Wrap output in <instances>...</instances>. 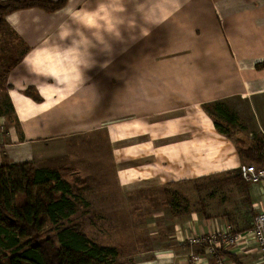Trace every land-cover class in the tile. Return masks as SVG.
I'll return each mask as SVG.
<instances>
[{
  "label": "crops",
  "instance_id": "obj_1",
  "mask_svg": "<svg viewBox=\"0 0 264 264\" xmlns=\"http://www.w3.org/2000/svg\"><path fill=\"white\" fill-rule=\"evenodd\" d=\"M1 75L0 166L51 170L66 140L103 133L105 196H148L169 211L177 186H200L195 209L176 191L182 210L150 222L147 264H189L191 254L262 264L246 232L264 211V184L242 178L251 158L235 107L248 105L255 125L248 115L241 127L264 136V0H68L53 13L17 11L0 32ZM215 104L233 110L230 137L214 126ZM217 233L240 238L211 256L187 242Z\"/></svg>",
  "mask_w": 264,
  "mask_h": 264
},
{
  "label": "trees",
  "instance_id": "obj_2",
  "mask_svg": "<svg viewBox=\"0 0 264 264\" xmlns=\"http://www.w3.org/2000/svg\"><path fill=\"white\" fill-rule=\"evenodd\" d=\"M68 0H6L0 2V32L8 14L28 9L53 13ZM5 75L0 76V83ZM217 131L230 137L235 118L215 104ZM262 138V137H261ZM243 149L250 164L264 166V140ZM242 146H245L243 142ZM71 171L36 169L30 163L0 166V264H113L112 247L92 242L79 224L61 225L78 211L68 182ZM200 190V186H195Z\"/></svg>",
  "mask_w": 264,
  "mask_h": 264
},
{
  "label": "rangeland",
  "instance_id": "obj_3",
  "mask_svg": "<svg viewBox=\"0 0 264 264\" xmlns=\"http://www.w3.org/2000/svg\"><path fill=\"white\" fill-rule=\"evenodd\" d=\"M229 1L231 2L232 0ZM0 105L4 106L3 100L0 101ZM222 108L226 113L232 114L233 110L230 106H222ZM235 108L240 120L237 126V134L235 133V135L238 136V132L244 130L246 137L244 139L247 141H244V149L256 146L255 141L262 138L264 140V136L258 131V128L252 135H248V131L245 130L249 121L248 115H251L248 105L242 104ZM253 119L251 115V123L255 125ZM258 119L261 121V115H258ZM90 135H92L91 137L96 136L93 133ZM103 137V133H99L96 139H91L89 142L81 137L66 140V144L63 145L65 147L60 146L62 148L61 151H65L66 154H57L56 151L52 152V155H54L52 165L49 164L46 167L43 164H37V166L38 168L43 166L51 170L66 167L71 171V175L67 179L72 187L73 195L77 198L79 208L74 216L67 221L61 222V225L79 224L92 242L115 248L117 257L113 264H147L145 261L151 260L150 255L152 254L150 251L152 248V237L150 234L152 224L150 222L152 220L154 222L157 216L173 214L176 212L174 209L176 205L179 211L182 210L179 206L182 205L178 201L179 197L175 194L177 193L176 191H179L182 195L187 193L188 202L195 209V201L194 203L191 201L192 198L196 199L199 197V195L195 196L197 192L199 193V191L196 192L195 186H199V184L194 187L192 185L177 186L174 193L168 197L170 202L169 211H166L168 209L164 205L155 207L144 203V201L149 202L148 196L139 197L140 195L137 194V196L132 195L129 197L105 196L103 190L104 180L97 179L100 176L104 177L107 188L110 186L107 180L109 174L107 167L109 164L106 157L108 152L105 151ZM86 143L88 147H84ZM79 144H81V147H78ZM84 159L85 165L80 169L78 166ZM246 166H250V163H247ZM172 202H174V205H172ZM137 250H140L141 253H136ZM137 256H141V258L139 259Z\"/></svg>",
  "mask_w": 264,
  "mask_h": 264
},
{
  "label": "built area",
  "instance_id": "obj_4",
  "mask_svg": "<svg viewBox=\"0 0 264 264\" xmlns=\"http://www.w3.org/2000/svg\"><path fill=\"white\" fill-rule=\"evenodd\" d=\"M242 178L252 184H264V166L257 168L254 164L244 166L242 169ZM248 238L256 246L261 257L262 264H264V211L259 212L253 219L251 227L246 232ZM240 237L231 233H217L214 235H203L193 237L187 240L190 245L203 248L205 254L215 255L219 248L226 250ZM206 260L198 255L191 254L189 264H205ZM214 264H227L225 260L218 259Z\"/></svg>",
  "mask_w": 264,
  "mask_h": 264
}]
</instances>
